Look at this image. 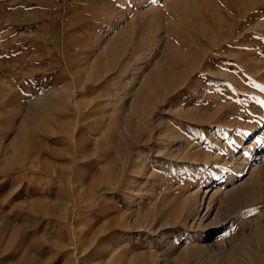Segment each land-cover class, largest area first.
<instances>
[{"label": "rangeland", "instance_id": "rangeland-1", "mask_svg": "<svg viewBox=\"0 0 264 264\" xmlns=\"http://www.w3.org/2000/svg\"><path fill=\"white\" fill-rule=\"evenodd\" d=\"M263 47L264 0H0V264H264Z\"/></svg>", "mask_w": 264, "mask_h": 264}, {"label": "bare ground", "instance_id": "bare-ground-1", "mask_svg": "<svg viewBox=\"0 0 264 264\" xmlns=\"http://www.w3.org/2000/svg\"><path fill=\"white\" fill-rule=\"evenodd\" d=\"M241 1V0H240ZM243 3H245V2H243ZM239 5V4H238ZM234 8V7H233ZM222 9H224V8H222ZM236 11V10H235ZM239 12V11H238ZM239 14V13H238ZM226 15V14H225ZM236 28H238V26L236 27ZM247 31V30H246ZM250 34H252L251 32H250ZM256 34V33H255ZM257 35V34H256ZM263 35V34H262ZM262 35H261V37H262ZM254 36V35H253ZM248 37H251V36H248ZM260 37V38H261ZM258 39V38H257ZM248 40H250V39H248ZM253 40H254V37H253ZM255 41V40H254ZM250 42V41H249ZM260 42H258V44H256L255 46H257V48H259L260 47ZM117 47V44L116 43H114L113 45H112V47H111V49H110V51L111 50H113V49H115ZM253 47H254V43H253ZM262 48V47H261ZM264 48V47H263ZM186 65V64H185ZM195 67V66H194ZM157 77V76H156ZM75 107H76V110L78 109V106L75 104ZM143 128V127H142ZM30 150V153L32 154L33 153V148L32 149H29ZM27 153H29V151L27 152ZM30 153H29V155H30ZM35 178V177H34ZM37 178V177H36ZM38 179V178H37ZM117 182V181H116ZM209 198V197H208ZM210 199V198H209ZM208 201V200H207ZM208 212V211H207ZM34 217L35 216H39L40 215V213L39 212H37V213H33L32 214ZM42 215V214H41Z\"/></svg>", "mask_w": 264, "mask_h": 264}]
</instances>
